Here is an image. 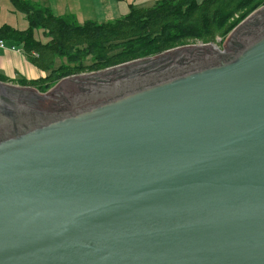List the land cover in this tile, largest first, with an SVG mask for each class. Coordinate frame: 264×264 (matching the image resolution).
<instances>
[{
    "label": "water",
    "instance_id": "obj_1",
    "mask_svg": "<svg viewBox=\"0 0 264 264\" xmlns=\"http://www.w3.org/2000/svg\"><path fill=\"white\" fill-rule=\"evenodd\" d=\"M0 264H264V6L222 51L0 81Z\"/></svg>",
    "mask_w": 264,
    "mask_h": 264
},
{
    "label": "trees",
    "instance_id": "obj_2",
    "mask_svg": "<svg viewBox=\"0 0 264 264\" xmlns=\"http://www.w3.org/2000/svg\"><path fill=\"white\" fill-rule=\"evenodd\" d=\"M9 1L24 14L27 26L1 23L0 40L22 44L26 60L46 73L36 79L14 80L39 92L65 76L164 53L189 39L214 41L264 5V0H156L148 6L131 3L127 12L113 19L79 23L72 15L54 14L50 7L30 0ZM35 30L45 40L36 38ZM88 55L93 62L86 66L82 62ZM64 57L68 64L55 65ZM0 81L10 79L0 73Z\"/></svg>",
    "mask_w": 264,
    "mask_h": 264
},
{
    "label": "rangeland",
    "instance_id": "obj_3",
    "mask_svg": "<svg viewBox=\"0 0 264 264\" xmlns=\"http://www.w3.org/2000/svg\"><path fill=\"white\" fill-rule=\"evenodd\" d=\"M36 1L39 4H42L43 6L51 5V7L54 9V11H57L60 14L74 16L75 20L77 22H79V23H82L84 20H87V19H92V20H96L97 19V16L95 15V13L93 11V8H92V6L94 5V2L92 0H36ZM101 1H105V0H101ZM155 1L156 0H117V11H118V15L117 16H120V15L124 14L125 12H127L128 8H129V4H131V3L135 4V5H138V6H148V5H152L153 3H155ZM109 5H111V4H109ZM114 8L115 7L113 6L111 9L114 10ZM109 11L110 10H108V12ZM109 16H111V14L103 15V17H106V18L109 17ZM97 20H100V19H97ZM1 23H8V24H10L12 26H15V27H18V28H26V26H27V20L24 17V14L22 12L16 10L12 6V4L10 3L9 0H0V24ZM240 23L238 25H240ZM236 27H234L226 36H224V37H221V36L218 37L217 36L214 41H211V42H208V43H215L214 47H216V48H218V49H220L222 51L224 49V43H225L226 38L230 35V33ZM35 37L38 38V39H41V40H45L44 37L42 36V34L39 31H37V30H35ZM216 41H218V43ZM202 43L203 42L201 40H198V39L195 38V39H189L185 44L180 45L178 47H182V46H186V45L202 44ZM116 49H118V48H116ZM161 54H163V53L137 58V59H134V60H131V61H128V62L116 64L114 66L125 64V63H129V62H133L135 60H141V59L154 57V56L161 55ZM61 62H64L65 64H68L66 58L64 57V58H61V59H57L55 65H58ZM92 62H93L92 56L88 55L85 58V60L82 62V64L88 66V65H91ZM111 67H113V66H111ZM107 68H109V67H107ZM87 72H91V71H84V72H81V73L68 75V76L79 75V74H83V73H87ZM45 75H46V73H45ZM68 76H65V77H68ZM65 77H63V78H65ZM63 78H61V79H63ZM61 79H59L57 82H55L51 86V88H49L46 92H40V94L47 93ZM7 83L8 84H12L10 82H7ZM14 85H16V84H14ZM23 87H27V86H23ZM30 88L33 89V87H30Z\"/></svg>",
    "mask_w": 264,
    "mask_h": 264
},
{
    "label": "crops",
    "instance_id": "obj_4",
    "mask_svg": "<svg viewBox=\"0 0 264 264\" xmlns=\"http://www.w3.org/2000/svg\"><path fill=\"white\" fill-rule=\"evenodd\" d=\"M32 2L38 3L36 0H31ZM94 5L92 6L95 15L97 16V21H104L118 17L117 11V0H92ZM201 1V0H198ZM39 4V3H38ZM111 4V5H109ZM42 5V4H41ZM51 8L54 14H60L51 7V5H47ZM115 7L114 10L111 9ZM108 10H110L108 12ZM113 13V14H112ZM111 14L109 17H103V15ZM0 73L5 74L9 79L10 83L18 84V82L14 81L17 77H21L24 79H36L39 77H44L45 72L38 70L35 66H33L29 61L26 60L25 56L18 52L1 50L0 49Z\"/></svg>",
    "mask_w": 264,
    "mask_h": 264
},
{
    "label": "built area",
    "instance_id": "obj_5",
    "mask_svg": "<svg viewBox=\"0 0 264 264\" xmlns=\"http://www.w3.org/2000/svg\"><path fill=\"white\" fill-rule=\"evenodd\" d=\"M218 43V41H216ZM204 44V43H202ZM213 46H215V43H211ZM0 49L1 50H9V51H13V52H18V53H21V54H24L23 53V46L22 44H19V45H9L7 44L4 40H0Z\"/></svg>",
    "mask_w": 264,
    "mask_h": 264
},
{
    "label": "flooded vegetation",
    "instance_id": "obj_6",
    "mask_svg": "<svg viewBox=\"0 0 264 264\" xmlns=\"http://www.w3.org/2000/svg\"><path fill=\"white\" fill-rule=\"evenodd\" d=\"M14 85V84H13ZM18 85V84H17ZM18 86H21V87H23L22 85H18ZM27 87H29V86H27ZM38 91V90H37ZM39 92V91H38ZM40 93V92H39ZM24 96L23 97H25L27 100H31V98H32V95L28 92V91H25V92H23L22 93Z\"/></svg>",
    "mask_w": 264,
    "mask_h": 264
}]
</instances>
